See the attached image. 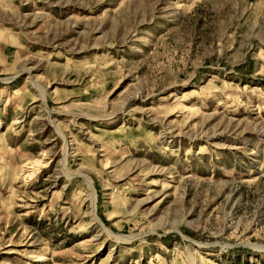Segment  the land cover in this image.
<instances>
[{"label": "rangeland", "instance_id": "rangeland-1", "mask_svg": "<svg viewBox=\"0 0 264 264\" xmlns=\"http://www.w3.org/2000/svg\"><path fill=\"white\" fill-rule=\"evenodd\" d=\"M0 264H264V0H0Z\"/></svg>", "mask_w": 264, "mask_h": 264}, {"label": "bare ground", "instance_id": "bare-ground-1", "mask_svg": "<svg viewBox=\"0 0 264 264\" xmlns=\"http://www.w3.org/2000/svg\"><path fill=\"white\" fill-rule=\"evenodd\" d=\"M88 180L91 182V185H92V180L90 178H88ZM94 188V187H93ZM92 205H93V220L97 223L100 224V221L101 220H98V215L94 213V208L96 207L95 206V201H96V192L95 190L93 189L92 190ZM101 225V224H100ZM103 228V231H106L108 233V235L112 236V237H115L117 240H120V237L118 235H113V232H111L110 228L107 227L106 225L102 227ZM135 237V236H134Z\"/></svg>", "mask_w": 264, "mask_h": 264}, {"label": "water", "instance_id": "water-1", "mask_svg": "<svg viewBox=\"0 0 264 264\" xmlns=\"http://www.w3.org/2000/svg\"><path fill=\"white\" fill-rule=\"evenodd\" d=\"M95 214H97L96 211H95ZM97 218L98 220H101L99 216ZM100 224H101V227L105 226V223L103 221H100Z\"/></svg>", "mask_w": 264, "mask_h": 264}]
</instances>
